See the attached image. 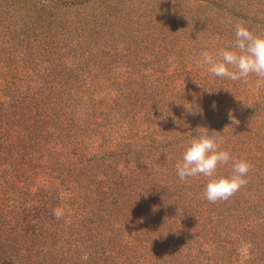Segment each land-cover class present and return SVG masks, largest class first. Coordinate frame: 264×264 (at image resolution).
<instances>
[{
  "label": "trees",
  "instance_id": "trees-1",
  "mask_svg": "<svg viewBox=\"0 0 264 264\" xmlns=\"http://www.w3.org/2000/svg\"><path fill=\"white\" fill-rule=\"evenodd\" d=\"M238 22L264 0H0V264H264V86L198 63ZM199 132L252 164L228 200L177 175Z\"/></svg>",
  "mask_w": 264,
  "mask_h": 264
},
{
  "label": "clouds",
  "instance_id": "clouds-1",
  "mask_svg": "<svg viewBox=\"0 0 264 264\" xmlns=\"http://www.w3.org/2000/svg\"><path fill=\"white\" fill-rule=\"evenodd\" d=\"M198 63L202 67L206 66V71L215 77L246 81L255 76L258 78L257 85L264 86V34L238 22L234 25V40L230 46L215 52L204 48ZM186 107L193 115L200 114L199 107ZM229 119L231 124H239L232 112H229ZM224 143V137L217 132H199L188 141L182 159L176 165L181 181L188 178L207 180L204 196L209 202L228 200L240 191L248 183V174L252 168L250 161L236 158L231 150L222 147ZM224 167L231 169L230 174L219 173ZM52 211L57 219L65 216L63 206Z\"/></svg>",
  "mask_w": 264,
  "mask_h": 264
}]
</instances>
